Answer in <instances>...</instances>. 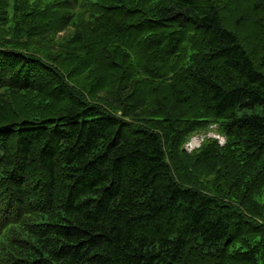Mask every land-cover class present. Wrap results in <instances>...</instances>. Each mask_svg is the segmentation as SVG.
I'll return each instance as SVG.
<instances>
[{"label":"trees","instance_id":"obj_1","mask_svg":"<svg viewBox=\"0 0 264 264\" xmlns=\"http://www.w3.org/2000/svg\"><path fill=\"white\" fill-rule=\"evenodd\" d=\"M0 264H264V0H0Z\"/></svg>","mask_w":264,"mask_h":264},{"label":"rangeland","instance_id":"obj_2","mask_svg":"<svg viewBox=\"0 0 264 264\" xmlns=\"http://www.w3.org/2000/svg\"><path fill=\"white\" fill-rule=\"evenodd\" d=\"M62 35H63V34H61L59 38H63ZM59 38H58V39H59ZM210 132H214L213 134H215V137H213V138H216V139H218V140H222V139L224 138V137H223V134H222V133L220 132V130H219V126L216 125V124H212V125L209 126V128H208L207 130H205V131H200V132H197V133L193 134V135L188 139V141L185 143V145H184L185 150H186V148H189V147H187L188 144H189L190 142H192L194 139H202L203 136H208V134H209ZM208 137H209V136H208ZM209 138H211V137H209ZM224 139H225V138H224ZM197 149H198V148L195 147L191 152L193 153V152L196 151ZM186 152H188V151L186 150ZM188 154H190V153L188 152Z\"/></svg>","mask_w":264,"mask_h":264},{"label":"built area","instance_id":"obj_3","mask_svg":"<svg viewBox=\"0 0 264 264\" xmlns=\"http://www.w3.org/2000/svg\"><path fill=\"white\" fill-rule=\"evenodd\" d=\"M214 132H210L209 134H208V136L209 137H211V138H213V137H215V134H213ZM208 136H203V138L202 139H194L192 142H190L189 144H188V146L187 147H189V148H186V150L189 152V153H191V151L195 148V147H197V148H199L200 147V145H201V143L204 141V139L206 138V137H208ZM208 137V138H209ZM214 139H216V138H214ZM218 140V139H217ZM219 141V144L220 145H224L225 144V139L223 138L222 140H218Z\"/></svg>","mask_w":264,"mask_h":264}]
</instances>
